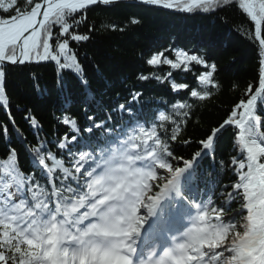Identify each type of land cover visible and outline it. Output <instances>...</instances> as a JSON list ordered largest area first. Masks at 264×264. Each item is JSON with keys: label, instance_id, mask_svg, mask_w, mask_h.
Segmentation results:
<instances>
[{"label": "snow or ice", "instance_id": "snow-or-ice-1", "mask_svg": "<svg viewBox=\"0 0 264 264\" xmlns=\"http://www.w3.org/2000/svg\"><path fill=\"white\" fill-rule=\"evenodd\" d=\"M122 2L0 0V264H264V0H136L224 26L218 13L238 7L254 26L257 83L198 139L183 133L221 87L201 46L143 49L136 83L115 102L90 89L82 49L99 29L89 13ZM141 23L133 15L102 28L123 35ZM42 62L54 65L64 105L49 132L6 90L7 66ZM153 82L161 95H146ZM230 130L228 157L217 159ZM227 172L234 179L223 183Z\"/></svg>", "mask_w": 264, "mask_h": 264}, {"label": "trees", "instance_id": "trees-1", "mask_svg": "<svg viewBox=\"0 0 264 264\" xmlns=\"http://www.w3.org/2000/svg\"><path fill=\"white\" fill-rule=\"evenodd\" d=\"M228 21L224 26L210 16L196 13L186 14L166 9H154L142 6L119 5L114 8L96 7L89 13V20L95 22L99 31L82 49L90 58L88 73L90 89L97 99L107 104L126 95V90L136 83L134 73L142 69L139 53L145 48L166 47L172 43L180 47L201 46L217 63V77L221 85L213 96L202 102L198 115L187 125L183 133L185 138L198 139L204 128L215 125L224 115V110L233 105L242 91L250 84L257 83L258 43L249 38L254 32L250 20L238 9L230 7L218 13ZM141 20V25L134 31L121 35L106 32L102 25L111 21H122L130 16ZM97 65L99 67H97ZM169 69L164 67L163 72ZM6 90L14 105L27 106L41 119L44 131L49 132L50 125H55L54 117L63 108V99L58 96L55 86L54 65L47 63L27 64L17 68H6ZM147 74V73H145ZM192 77L188 76L187 81ZM39 85V90L35 85ZM139 89V84H136ZM146 95H161L163 86L155 82L144 86ZM81 92L72 89V110L80 112ZM17 123L26 131L21 114L13 108ZM0 111V120H4ZM264 131V128H261ZM32 137L29 136L28 139ZM232 131L225 132L217 148V159L227 158L231 148ZM195 146L185 149L177 146V154L189 156ZM3 142L0 141V154ZM201 170L211 172L210 161L205 160ZM223 183H229L234 177L230 172L221 176ZM238 207V205H235Z\"/></svg>", "mask_w": 264, "mask_h": 264}, {"label": "water", "instance_id": "water-1", "mask_svg": "<svg viewBox=\"0 0 264 264\" xmlns=\"http://www.w3.org/2000/svg\"><path fill=\"white\" fill-rule=\"evenodd\" d=\"M122 3L131 4V3H136V2L135 0H126V1H123ZM9 66H17V65H9Z\"/></svg>", "mask_w": 264, "mask_h": 264}, {"label": "bare ground", "instance_id": "bare-ground-1", "mask_svg": "<svg viewBox=\"0 0 264 264\" xmlns=\"http://www.w3.org/2000/svg\"><path fill=\"white\" fill-rule=\"evenodd\" d=\"M120 5H126V4H122V3H121ZM17 67H19V65H17ZM130 87H131V86H130Z\"/></svg>", "mask_w": 264, "mask_h": 264}]
</instances>
